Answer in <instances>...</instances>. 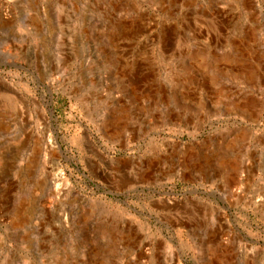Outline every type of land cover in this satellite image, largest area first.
Segmentation results:
<instances>
[{"label": "rangeland", "instance_id": "rangeland-1", "mask_svg": "<svg viewBox=\"0 0 264 264\" xmlns=\"http://www.w3.org/2000/svg\"><path fill=\"white\" fill-rule=\"evenodd\" d=\"M0 264H264V0H0Z\"/></svg>", "mask_w": 264, "mask_h": 264}]
</instances>
